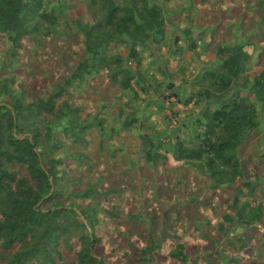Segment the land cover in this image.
I'll use <instances>...</instances> for the list:
<instances>
[{"label":"trees","instance_id":"1","mask_svg":"<svg viewBox=\"0 0 264 264\" xmlns=\"http://www.w3.org/2000/svg\"><path fill=\"white\" fill-rule=\"evenodd\" d=\"M201 1L219 20L224 1ZM68 7L0 0V36L9 44L0 68V264H246L249 255L264 264V151L249 145L264 116V67L248 69L254 58L264 64V0L240 2V24L255 30L245 40L229 43L215 27L198 33L213 60L186 81L189 96L172 81L161 96L201 111L172 133H139L131 168L104 160L122 152L113 141L120 129L141 126L138 107L131 100L127 115L123 103L113 112L88 94L99 78L130 90V99L147 93L140 50L163 35V7L87 0V12L75 16ZM56 37V51H38ZM32 52L38 68L26 71ZM43 63L51 65L45 82ZM139 164L144 183L132 172ZM164 164L172 168L152 177ZM204 189L215 195L201 201ZM256 226L263 232L252 236Z\"/></svg>","mask_w":264,"mask_h":264},{"label":"rangeland","instance_id":"2","mask_svg":"<svg viewBox=\"0 0 264 264\" xmlns=\"http://www.w3.org/2000/svg\"><path fill=\"white\" fill-rule=\"evenodd\" d=\"M69 5V12L75 16L76 14L83 15L87 12V0H65ZM163 7L165 16L164 32L160 38L150 40L147 47L141 48V69L148 81L145 85L148 86V91H139V85H135L138 89V97L130 99L132 92L130 90H122L105 82L99 78V85L96 87L97 93L88 94V98L98 99V101L106 102L109 106H115L113 112L117 110L118 104L123 103L126 110V115L130 109L128 107L132 103L138 107L136 115L140 119L141 126L133 127L130 129L122 130L113 137L115 145L122 149V152L117 157L104 160V163L110 165H118L121 168H131L130 164L137 163V156L139 155L141 141L138 134L145 129L154 127L156 133L154 135H164L178 130L181 121H188L192 116L200 113L202 104L184 105L178 102L176 97H170L168 100L164 99L161 94L167 95L168 89H165L166 81H172L174 88L179 92L180 97H187L190 95L192 89L188 86L186 81L197 75L202 67L208 65L213 59L209 58L202 50V43L207 41L206 36L197 38L198 33L211 31L213 27L217 28V34L223 35L229 43L241 42L245 40L250 34L255 31L247 25H241V15L239 5L241 0H223L224 8L219 10V20L211 18L210 12L207 8L202 6L201 0H157ZM191 1V3H190ZM212 0H208L211 2ZM191 5L192 10H184L185 7ZM184 10V14L181 12ZM220 27H223L221 29ZM189 28L190 31H186ZM200 35V34H199ZM198 35V36H199ZM61 37L52 38L44 41L38 51L44 48H51L53 51L57 50V44L61 41ZM191 41L194 43V48L190 49L189 44ZM9 44L3 36H0V68L2 62L7 59V51ZM258 46H255L254 55L259 51ZM174 51V52H173ZM123 55H127V51L122 49ZM26 71H34L38 68L36 63V54L32 52L29 54L27 60L21 64ZM264 67L263 63H258L254 58L251 66L248 68L251 73L259 71ZM44 72V79L51 71L49 63H43L41 68ZM95 81V78H94ZM35 94V93H34ZM33 93L27 94V99ZM122 99V100H121ZM130 101V102H129ZM133 105V104H132ZM249 145H258L260 151H264V116L259 126V132L249 137ZM92 152L95 151L97 138L92 134L91 138ZM254 143V144H253ZM258 151V150H257ZM249 155V148L243 153ZM251 166L258 169V160L251 158L248 160ZM261 163H264L262 161ZM138 164V163H137ZM171 166L166 164L158 168V173L152 177L159 179L163 176V171L171 169ZM134 174H139L137 180L141 183L148 181L142 175H147L142 165L139 164L136 168H132ZM141 177V178H140ZM208 183V182H206ZM146 186V183L144 184ZM204 187V184H202ZM204 191L201 195V201L206 200L215 194L210 190ZM220 198V195H218ZM137 200H127L129 209L136 208ZM165 209V208H164ZM162 208L161 213L164 210ZM263 232L260 226H256L251 231L252 236H259ZM264 249V248H263ZM264 251V250H263ZM246 264H258V260L254 255H249Z\"/></svg>","mask_w":264,"mask_h":264}]
</instances>
